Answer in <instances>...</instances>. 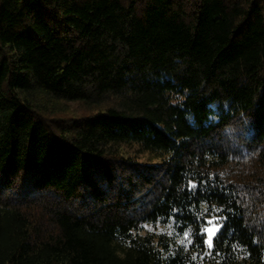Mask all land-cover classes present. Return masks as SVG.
Here are the masks:
<instances>
[{"label": "trees", "instance_id": "1", "mask_svg": "<svg viewBox=\"0 0 264 264\" xmlns=\"http://www.w3.org/2000/svg\"><path fill=\"white\" fill-rule=\"evenodd\" d=\"M0 264H264V0H0Z\"/></svg>", "mask_w": 264, "mask_h": 264}, {"label": "snow or ice", "instance_id": "2", "mask_svg": "<svg viewBox=\"0 0 264 264\" xmlns=\"http://www.w3.org/2000/svg\"><path fill=\"white\" fill-rule=\"evenodd\" d=\"M213 119L212 117H209V120ZM197 185L195 184H189L188 185V191H193ZM227 188V186H221V191L224 192V190ZM230 194L233 197L238 195V193H225ZM239 203V201H237ZM195 205L192 206V208H189V212L196 216L197 222L199 224L198 232H196V235L200 236L202 238L203 246L206 247V251L200 255V259H204L205 256H212L213 249H214V239L217 237L220 230L224 227L223 222L218 221H226L227 217H220L213 215L212 219H205L201 223V217H204L206 213H208V209L205 208L202 212L196 213L194 211ZM177 210H173L175 212ZM213 212H222L224 211L223 208H213ZM210 214V213H209ZM175 223V222H174ZM182 223V222H181ZM176 227H180V223H176ZM193 233V229L191 226L188 227V230L183 231V238L179 240L180 245L187 247V245H193L195 241L190 237V235ZM206 235V239H203ZM201 245H197V247H200ZM218 254V253H217ZM193 261L197 259L196 255H193L191 257Z\"/></svg>", "mask_w": 264, "mask_h": 264}, {"label": "rangeland", "instance_id": "3", "mask_svg": "<svg viewBox=\"0 0 264 264\" xmlns=\"http://www.w3.org/2000/svg\"><path fill=\"white\" fill-rule=\"evenodd\" d=\"M208 219H212V217H210ZM147 229L154 230L155 232H160V231H163V230H166V231L169 230L168 228H166L165 225H157V226H153V227L148 226ZM204 239H206V235H205V238Z\"/></svg>", "mask_w": 264, "mask_h": 264}]
</instances>
